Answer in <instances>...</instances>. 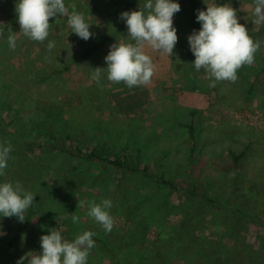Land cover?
<instances>
[{"label":"rangeland","instance_id":"374dc122","mask_svg":"<svg viewBox=\"0 0 264 264\" xmlns=\"http://www.w3.org/2000/svg\"><path fill=\"white\" fill-rule=\"evenodd\" d=\"M17 2L0 0V30H4L0 36V125L6 128L0 131V144L12 145L0 183L18 181L35 197L24 222L15 216L0 217V264H16L28 251L42 252L40 237L52 229L69 242L85 231L96 233L88 264H209L214 254L232 253L235 244L254 249L255 264H264V192L257 194L258 190L249 188L264 190V25L252 23L254 0H174L181 10L173 17L178 36L173 55L149 50L157 65L152 83L131 89L108 81L106 69L102 89L91 79L93 69L107 68L104 58L111 45L130 42L126 23L120 19L124 6L113 0H64L69 12L85 14L89 31L104 40L97 53L74 61L83 39L71 32L67 16L50 18L47 40L36 42L19 32L17 22L12 23ZM214 3L236 9L238 22L254 40L261 41V47L255 62L238 70L235 83L217 82L212 88L203 69L192 71L187 38L201 29L198 10ZM118 26L117 33L107 36ZM10 32L17 35L14 51L7 43ZM49 42L55 43L51 51ZM253 82L254 90L249 92ZM193 85L195 89L190 88ZM193 107L196 127L189 132L179 122L188 123ZM47 129L56 134L68 131L65 148L71 153L59 149L58 143L46 145ZM77 137L83 143L95 140L112 151L140 155L139 167L145 163L157 169L163 164L178 187L195 183L202 189L208 179L210 193L227 199V205L257 212L260 221L235 225L231 206L180 210L177 204L184 197L172 190L170 205H151L156 210L147 217L145 197L122 203L121 190L128 185L118 181L122 168L77 154ZM243 144L249 145L239 169L245 177L233 185L228 175L234 171L221 178L217 166L227 168L228 149ZM159 146L165 157L157 155ZM104 199L113 205L109 211L115 224L110 233L87 215V204L77 207L78 201L100 203ZM73 213L80 217L78 224L72 222ZM154 216L165 224L162 231L169 232L159 241V230L148 223Z\"/></svg>","mask_w":264,"mask_h":264},{"label":"clouds","instance_id":"9594fccd","mask_svg":"<svg viewBox=\"0 0 264 264\" xmlns=\"http://www.w3.org/2000/svg\"><path fill=\"white\" fill-rule=\"evenodd\" d=\"M206 10H198L197 21L201 24L199 31L193 30L188 36L190 50L195 56L193 62L196 71L203 69L209 79V87H216L217 82L235 83L238 70L251 66L255 62V54L261 47V41L254 40L245 25L238 22L237 11L228 4L206 5ZM181 10L174 0H147L143 10L125 11L120 14L127 26L130 42L115 43L104 58L107 68L93 69L91 79L98 86L104 70L108 81L114 84L123 83L129 89L147 87L157 72L151 52L171 57L178 41L177 30L173 27V17ZM17 23L24 36L43 43L50 34V18L67 16L71 32L87 41L94 34L89 31L90 24L82 13L69 12L64 0H18L15 5ZM255 25H264V0H254L252 8ZM4 33L0 32V36ZM7 43L11 50L17 47V35L10 32ZM54 42L47 44L51 51ZM12 145L0 144V176L5 175ZM35 195L25 191L20 182L0 183V217H17L24 222L26 210L34 203ZM88 205L87 215L102 226L105 233H110L115 221L110 214L112 201L104 199L95 201H78L77 207ZM72 222L78 224L80 217L74 213ZM96 233L85 231L69 242L63 239L59 231L51 230L42 235L40 243L42 252H26L16 264H88L90 250L95 247L93 236Z\"/></svg>","mask_w":264,"mask_h":264},{"label":"trees","instance_id":"16d2710c","mask_svg":"<svg viewBox=\"0 0 264 264\" xmlns=\"http://www.w3.org/2000/svg\"><path fill=\"white\" fill-rule=\"evenodd\" d=\"M118 6L122 5L121 13L128 11L131 12L130 8H135L136 5H139V8L136 9L138 10H143L144 4L147 2V0H113ZM194 14L195 11L193 10ZM194 14L192 13V21L194 24ZM85 15V14H84ZM12 17V23L16 24L17 22V15L16 12L13 14ZM55 20V18H54ZM116 20V18H115ZM117 21V20H116ZM55 22V21H54ZM121 26H118L116 28V31H110L107 34V36H111L114 33H117ZM64 28V27H62ZM113 28V27H112ZM111 28V29H112ZM264 29V27H263ZM64 31V30H62ZM0 32H4V30H0ZM103 37L101 36H95L93 35L90 37L87 41L83 40L81 42V47L79 48L80 50V55L76 56L74 61H79L82 60L83 58H88L90 55L97 53L99 47L103 44L104 40L102 39ZM194 55L191 52V66H192V71L195 73V68L193 65L194 62ZM190 66V67H191ZM255 83H251L250 87L248 89L249 92H253L254 90ZM195 89L196 87L193 85V87H190ZM189 114H190V120L188 123H180V126L182 124H185L187 130L192 132L194 130L195 126V115H196V108L193 107L189 109ZM174 122V121H172ZM27 121L24 122L23 124V130H26ZM184 126V125H182ZM6 128L3 125H0V131L5 132ZM7 132V131H6ZM45 134H49L48 139L46 140V145L48 146H54L58 143L59 149H64L63 151L70 152L69 148H65L67 140L69 138L68 131L66 130H60L59 134L54 133L51 129H47ZM95 138H98V135L95 134ZM97 140V139H96ZM75 146L77 148V154L82 155V157H86L87 159H94V160H102L105 161L107 164L115 165L119 168H122L121 170L123 171V175H120L118 178V181L120 184L123 183V181H127L128 185L121 190V201L122 203L124 202L125 199L129 198H134L136 197L137 199L141 198L142 196L145 197V203L147 206V217L152 216L154 211L156 210L153 208L151 210V205L154 204H163V207L170 205L169 202V197L168 194L171 193V190L177 193H180L184 199L182 202H179L177 204L178 208L180 210L183 208H187L186 210L193 209L199 206V211L201 212L205 207L208 205L212 206L213 205H221L225 209L228 208V206L232 207V212H233V217H234V224L238 226H242L245 224L246 221H253L254 223H259L260 218H257V212H250L247 211L246 209L242 208L240 205L233 204L232 205H227V199L221 198L214 196L213 193H210V189L212 188V184L208 181L203 185L202 189L198 188L197 184L192 183L191 185H188L186 187H178L177 183L174 179L170 178L164 171V165L160 164L157 169H154L150 167L148 164H145L142 167L137 166L138 163L141 162V157H133L132 153L128 152H118V151H112L108 149V147H104L103 145H99L98 141H93L90 143H83L82 140L77 137L76 142L74 141ZM30 144V143H29ZM73 144V143H72ZM248 144H243L242 148L241 147H236L231 146L228 149V161L225 162V165L227 168H220L217 166V169L219 170V174L221 175V178H225V174L228 171H234V174L228 175L229 181L232 182V184H237L240 179L245 177L244 175L239 173V169L243 163L244 158L247 155V149H248ZM158 150L156 151L157 155L165 157L166 152L163 150L161 146L157 148ZM138 151V150H137ZM200 161V160H199ZM191 162H195V159H193ZM219 162V161H217ZM135 163V164H134ZM253 180V179H252ZM251 181V180H250ZM255 181V180H254ZM113 182V181H112ZM251 190L255 191L258 190L257 194H262L264 192L263 189H258L255 186L250 185L249 187ZM41 190V189H40ZM40 190L37 191L36 194L40 193ZM142 190H146L143 192ZM151 190V191H150ZM264 198V196H261ZM199 202V205L197 203ZM264 202H262L263 204ZM175 207V204H173ZM259 217V216H258ZM141 221L139 219L137 223ZM149 224H153L156 226V228L159 230L158 235V241L160 238L164 237L167 235V233L163 232L162 229L165 227V224L159 220V217H153L151 220H148ZM264 223V221H263ZM130 234V233H129ZM132 234V233H131ZM136 238L134 237V241H136ZM11 243V242H10ZM255 250L250 248V247H245L244 245L241 246V244H235V246L232 248V253L229 254H214L213 257L208 259L209 264H216V262H219V264H255ZM140 261H143V257H140Z\"/></svg>","mask_w":264,"mask_h":264}]
</instances>
